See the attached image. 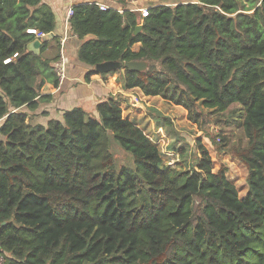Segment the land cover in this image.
<instances>
[{
    "label": "trees",
    "instance_id": "obj_1",
    "mask_svg": "<svg viewBox=\"0 0 264 264\" xmlns=\"http://www.w3.org/2000/svg\"><path fill=\"white\" fill-rule=\"evenodd\" d=\"M116 2L123 13L97 2L73 7V32L93 37L79 49L91 66L86 78L105 61H147L146 70L124 69L125 89L162 96L195 117L200 102L214 113L229 110L218 120L230 116L247 144L230 147L222 137L219 149L245 164L247 189L240 194L228 167L213 170L201 139L191 163L165 162L145 130L123 115L119 96L47 123L30 118L44 100L42 87H57L58 78L43 54L48 36L37 52L27 29L50 35L55 15L42 0H0L5 264H264V0H138L135 7L150 8L144 18L129 10L130 0ZM114 141L132 154L133 167H117Z\"/></svg>",
    "mask_w": 264,
    "mask_h": 264
},
{
    "label": "rangeland",
    "instance_id": "obj_2",
    "mask_svg": "<svg viewBox=\"0 0 264 264\" xmlns=\"http://www.w3.org/2000/svg\"><path fill=\"white\" fill-rule=\"evenodd\" d=\"M161 1L167 2L168 0ZM52 45L55 46V44ZM133 92L137 95L133 100L123 98L119 94L116 95L119 96L118 102L123 108V115L138 125L140 124L163 151L165 162L179 168L185 159L191 163L192 155L197 151L198 140L201 139L214 160L213 170L218 171L221 166L228 167L227 174L230 179L237 185L240 194L245 193L248 175L245 164L229 150L220 152L219 149L222 137L229 139L230 147L243 148L247 144V138L242 128L238 124H234L230 116L227 119L218 120L219 116H228L229 110L223 113H214L200 102L201 107L197 108L200 114L195 117L194 113H190L184 106L168 101L162 96L146 97V95L144 97L140 91ZM231 107H238V104H233ZM163 118L169 119V122L163 121ZM171 147L174 150L169 149ZM180 147L185 148L184 156L175 150ZM112 152L118 168L124 165L134 166L132 154L122 149L117 141H114Z\"/></svg>",
    "mask_w": 264,
    "mask_h": 264
},
{
    "label": "crops",
    "instance_id": "obj_3",
    "mask_svg": "<svg viewBox=\"0 0 264 264\" xmlns=\"http://www.w3.org/2000/svg\"><path fill=\"white\" fill-rule=\"evenodd\" d=\"M85 2L105 3L112 8H119L120 6L116 0H42L43 4L52 8L55 15V29L48 35V48L43 54L46 58L53 59V65L59 54L60 39L67 35L68 70L67 78L59 90L51 82H46L42 87L41 95L44 100L41 101L36 111L29 112L30 118H34L36 121L47 123L50 118L62 119L64 111L75 106H83L86 109L95 111V107L99 102L106 101L112 96L119 94L123 98L133 100L137 96L133 91L142 92L137 87L131 89L123 87V67L120 68L121 71L109 72L106 75L96 72L86 78L91 66L79 59V49L85 40L93 37L87 36L84 40L80 39L73 32L68 16L70 7ZM34 9L35 7H31V10ZM35 39H37L36 36L33 37V40ZM40 40L42 44L45 39ZM52 44H55V46ZM139 47L140 43L134 46L135 49ZM143 95L146 96L144 93Z\"/></svg>",
    "mask_w": 264,
    "mask_h": 264
},
{
    "label": "built area",
    "instance_id": "obj_4",
    "mask_svg": "<svg viewBox=\"0 0 264 264\" xmlns=\"http://www.w3.org/2000/svg\"><path fill=\"white\" fill-rule=\"evenodd\" d=\"M130 2L133 5V7L130 8L129 10L139 11L141 13L142 18L149 15V10H150L149 7L139 6V5H136L135 7L134 5L138 3V0H130ZM97 4L100 6L102 10L111 8L105 3H97ZM116 9L118 12H121V13L124 12V9L122 8H116ZM73 13H74V8L70 7L68 11V16L71 17ZM27 32L35 35L37 38H40V39H45L49 35L48 33L40 31L39 29L34 28V27H29L27 29ZM67 40H68L67 35L63 36L60 39L59 54L57 56V59L53 63L54 72L56 73V76L58 78V86L56 87L58 90L62 87L63 83L65 82L67 78V70H68V58H67V53H66ZM17 56H18V53H15L13 56L6 58L4 62L9 63ZM136 100L138 101V99ZM0 264H5L4 257L2 256L1 253H0Z\"/></svg>",
    "mask_w": 264,
    "mask_h": 264
},
{
    "label": "water",
    "instance_id": "obj_5",
    "mask_svg": "<svg viewBox=\"0 0 264 264\" xmlns=\"http://www.w3.org/2000/svg\"><path fill=\"white\" fill-rule=\"evenodd\" d=\"M141 30H142V25L140 24L137 26L136 33L140 32ZM40 46H41V40L39 38L33 40L29 44V48L37 52ZM148 66L149 63L147 61H128V62H124V64L121 61H105L102 63H98L95 66V70L98 73L104 74L116 69H120L122 67L134 71H143L146 70Z\"/></svg>",
    "mask_w": 264,
    "mask_h": 264
},
{
    "label": "clouds",
    "instance_id": "obj_6",
    "mask_svg": "<svg viewBox=\"0 0 264 264\" xmlns=\"http://www.w3.org/2000/svg\"><path fill=\"white\" fill-rule=\"evenodd\" d=\"M40 39V38H39ZM59 47H60V42H59ZM125 69V68H124ZM1 253V252H0ZM3 256V255H2ZM5 261V260H4Z\"/></svg>",
    "mask_w": 264,
    "mask_h": 264
}]
</instances>
